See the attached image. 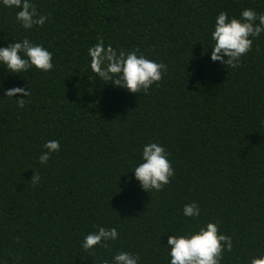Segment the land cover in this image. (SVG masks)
<instances>
[{"label": "trees", "instance_id": "16d2710c", "mask_svg": "<svg viewBox=\"0 0 264 264\" xmlns=\"http://www.w3.org/2000/svg\"><path fill=\"white\" fill-rule=\"evenodd\" d=\"M43 26L24 30L0 7V46L27 36L54 68L0 69V264H100L117 251L167 264V235L217 222L232 239L221 264L264 254V33L241 65L210 60L215 16L264 13V0H32ZM98 39L136 49L167 71L146 93L96 81L87 48ZM29 89L22 108L3 90ZM60 142L46 165L45 141ZM148 141L164 145L175 172L159 191L130 170ZM129 171V172H128ZM34 172L39 183L30 181ZM196 202V220L182 216ZM97 226L117 241L85 252Z\"/></svg>", "mask_w": 264, "mask_h": 264}, {"label": "clouds", "instance_id": "9594fccd", "mask_svg": "<svg viewBox=\"0 0 264 264\" xmlns=\"http://www.w3.org/2000/svg\"><path fill=\"white\" fill-rule=\"evenodd\" d=\"M0 7L15 10V19L24 30L43 26L47 17L39 14L32 0H0ZM264 33V13L257 14L252 9H242L239 16H230L220 11L210 29V60L221 65L237 68L241 56L246 58L253 40ZM88 69L96 81L111 82L114 87L128 93H146L161 80L167 67L162 62L148 59L138 50L115 49L98 39L87 48ZM54 68L52 53L43 45L34 43L27 36L12 40L0 46V69L9 74L20 75L32 69L47 73ZM2 89V82H0ZM16 98L17 107L22 108L29 96V89L14 87L3 90V97ZM38 163L46 165L50 155L60 150V142L50 139L42 145ZM129 172V171H128ZM138 187L149 193L159 191L174 175L175 169L164 145L156 141L145 142L140 149L139 161L130 170ZM40 176L34 172L32 184L39 183ZM182 216L196 220L200 208L196 202L187 203L182 208ZM116 227L97 226L80 240V248L85 252L95 251L117 241ZM167 250V264H221L223 253L232 250V239L219 232L217 222H207L182 234L167 235V243L161 246ZM140 257L129 251H117L100 264H139ZM249 264H264V254L254 256Z\"/></svg>", "mask_w": 264, "mask_h": 264}]
</instances>
